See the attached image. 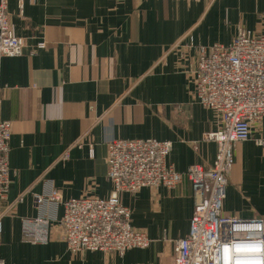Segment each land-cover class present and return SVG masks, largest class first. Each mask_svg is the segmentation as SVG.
<instances>
[{"label":"crops","instance_id":"crops-1","mask_svg":"<svg viewBox=\"0 0 264 264\" xmlns=\"http://www.w3.org/2000/svg\"><path fill=\"white\" fill-rule=\"evenodd\" d=\"M210 9L232 24L249 12L264 15V0H216L209 7L182 0H9L10 28L25 48L19 57H0V116L11 123L3 264H174L173 243L187 236L195 205L186 179L174 190L121 195L133 228L150 240L148 248L121 256L68 251L59 240L62 207L37 209L34 196L56 190L64 200L107 198L106 143L113 139L170 142L167 163L180 173L212 165L216 147L201 139L220 117L197 104L188 73L194 57L177 46L186 30L201 45L229 43V30L218 38L201 31ZM39 42L45 48L30 54ZM234 157L222 213L264 220V148L239 143ZM41 216L53 220L50 240L35 245L23 239L22 222Z\"/></svg>","mask_w":264,"mask_h":264},{"label":"built area","instance_id":"built-area-1","mask_svg":"<svg viewBox=\"0 0 264 264\" xmlns=\"http://www.w3.org/2000/svg\"><path fill=\"white\" fill-rule=\"evenodd\" d=\"M8 2L0 0V57L16 58L22 55L25 42L11 31ZM18 9L22 15L21 3ZM44 48L45 43L39 42L30 54ZM195 97L203 108L220 117V128L204 137L216 147L210 167L192 165L180 173L167 163L170 142L113 139L106 143V178L112 187L107 198L64 200L56 190L34 196L37 209L47 204L62 207L59 240L68 251L121 256L129 250L148 248L149 238L133 228L121 195L160 187L174 190L186 179L195 205L187 236L173 243L174 264H264V220L236 219L222 213L235 144L252 141L264 148V34L237 28L229 43L200 48ZM255 128L261 133L258 138L252 135ZM10 137L11 123L0 116V237L6 215L1 206L9 189ZM52 221L43 216L24 220L23 239L46 245Z\"/></svg>","mask_w":264,"mask_h":264},{"label":"rangeland","instance_id":"rangeland-1","mask_svg":"<svg viewBox=\"0 0 264 264\" xmlns=\"http://www.w3.org/2000/svg\"><path fill=\"white\" fill-rule=\"evenodd\" d=\"M182 1L197 2L195 0H182ZM215 1L216 0H206V1H200V2H204L205 5L207 7H209V5L215 3ZM203 14L204 13L201 14V17L203 16ZM222 17H223L222 11L220 12L217 9H214V10L210 9L200 21L201 31L205 35L211 36V38H218V36H217L218 34H220L222 36L224 31H227V30L232 32L231 35L233 37L236 33L237 28H245V27H249L250 29H248V30L253 31L256 34H264V15H262V14L256 15L255 13L249 12L247 14H243L242 16H240L241 19L236 21L235 23H232V24L227 23V22L223 23L224 19H222ZM214 44H217V43H214ZM211 45H213V44L201 45V44L197 43V41L193 35L192 30H186L184 32V34L181 36V38L179 39V41L177 42L178 48L184 49V51H185L184 55L186 57H190L189 55L191 52H192V55L194 57L193 61L191 63L189 62V70H188V73L191 74V77L193 79L194 96H195V71H196V64H197V52L200 48H205V47H208ZM174 48L175 47H173V49ZM195 99H196V97H195ZM196 102H197V100H196ZM197 104L200 105L198 102H197ZM219 128L220 127L218 125V127L214 131H209L207 133H204L202 135L201 140L204 141V137H206L211 132L217 131ZM254 138H258V136L254 135ZM121 140H124V139H121ZM125 140H127V139H125ZM237 144H239V143H237ZM90 152H91V150H90ZM233 157H234V150H233ZM234 164H235V157H234L233 165ZM233 165H232V167H233Z\"/></svg>","mask_w":264,"mask_h":264}]
</instances>
